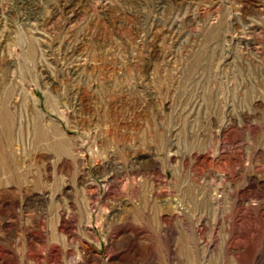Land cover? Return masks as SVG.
I'll return each instance as SVG.
<instances>
[{
  "label": "rangeland",
  "instance_id": "374dc122",
  "mask_svg": "<svg viewBox=\"0 0 264 264\" xmlns=\"http://www.w3.org/2000/svg\"><path fill=\"white\" fill-rule=\"evenodd\" d=\"M0 264H264V0H0Z\"/></svg>",
  "mask_w": 264,
  "mask_h": 264
}]
</instances>
